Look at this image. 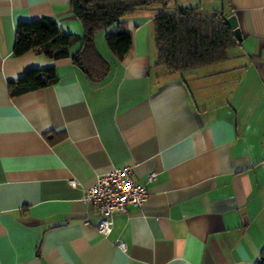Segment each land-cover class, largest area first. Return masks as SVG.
<instances>
[{"label":"crops","instance_id":"1","mask_svg":"<svg viewBox=\"0 0 264 264\" xmlns=\"http://www.w3.org/2000/svg\"><path fill=\"white\" fill-rule=\"evenodd\" d=\"M171 5L234 14L242 38L223 62L167 73L152 23L161 5L139 8L125 18L132 45L121 61L97 40L112 65L93 82L69 57L13 54L20 21L49 16L80 34L70 0H0V264H256L264 255V0ZM50 65L56 83L9 95V81ZM127 165L148 199L114 214L102 236L83 188Z\"/></svg>","mask_w":264,"mask_h":264},{"label":"trees","instance_id":"2","mask_svg":"<svg viewBox=\"0 0 264 264\" xmlns=\"http://www.w3.org/2000/svg\"><path fill=\"white\" fill-rule=\"evenodd\" d=\"M167 0H70L71 12L80 21L82 32H65L49 16L16 25L13 54L40 50L57 60L69 57L93 82L103 80L112 62L97 48L96 35L103 33V42L113 59L121 61L132 45V36L124 21L139 8L161 5L153 17L156 64L167 73H183L201 66L220 63L228 58L229 49L240 40L229 27L222 10L204 13L199 6L169 5ZM78 44L75 51L70 48ZM58 81L53 65L31 68L21 77L8 82L10 96L44 88ZM45 137L51 140L48 134ZM256 264H264V255Z\"/></svg>","mask_w":264,"mask_h":264},{"label":"built area","instance_id":"3","mask_svg":"<svg viewBox=\"0 0 264 264\" xmlns=\"http://www.w3.org/2000/svg\"><path fill=\"white\" fill-rule=\"evenodd\" d=\"M173 0H167L165 7ZM133 165L113 168L110 172L96 176L93 183L83 188L82 201L93 205L100 216L95 224L98 233L107 236L112 228V216L116 213H126L129 206L141 207L148 199L149 191L146 185L132 178ZM155 178V172L147 174L148 180ZM76 184L74 178L69 179ZM121 248L124 244L116 242Z\"/></svg>","mask_w":264,"mask_h":264},{"label":"water","instance_id":"4","mask_svg":"<svg viewBox=\"0 0 264 264\" xmlns=\"http://www.w3.org/2000/svg\"><path fill=\"white\" fill-rule=\"evenodd\" d=\"M226 21H227L229 27L233 30L235 36L239 40H241L242 36H241V32H240V29H239L238 24H237L236 16L234 14H232L226 18Z\"/></svg>","mask_w":264,"mask_h":264},{"label":"rangeland","instance_id":"5","mask_svg":"<svg viewBox=\"0 0 264 264\" xmlns=\"http://www.w3.org/2000/svg\"><path fill=\"white\" fill-rule=\"evenodd\" d=\"M103 33H104V31H100V32L96 35L97 40H100V46H102V44H104V42H103ZM107 50H108V49H107Z\"/></svg>","mask_w":264,"mask_h":264}]
</instances>
